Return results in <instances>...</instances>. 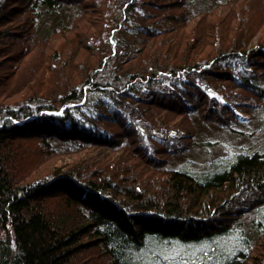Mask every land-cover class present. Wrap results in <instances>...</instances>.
<instances>
[{
    "label": "trees",
    "instance_id": "trees-1",
    "mask_svg": "<svg viewBox=\"0 0 264 264\" xmlns=\"http://www.w3.org/2000/svg\"><path fill=\"white\" fill-rule=\"evenodd\" d=\"M2 90L0 264H264V0H0Z\"/></svg>",
    "mask_w": 264,
    "mask_h": 264
},
{
    "label": "rangeland",
    "instance_id": "rangeland-1",
    "mask_svg": "<svg viewBox=\"0 0 264 264\" xmlns=\"http://www.w3.org/2000/svg\"><path fill=\"white\" fill-rule=\"evenodd\" d=\"M48 48V46L46 47ZM26 59V58H25ZM17 75V73H16ZM8 94V92L6 91H1V94H0V99H2L3 101H8V100H12V99H17L19 98L23 93H18L16 95H13V96H10V97H5L6 95ZM203 134H206L207 136L209 137H212V138H217V139H220L223 137V133L221 132H218V131H214L212 129H207L205 130V132L203 131ZM72 157H68V156H57V157H54L48 164L46 167H50V165H52L54 163V165H59V164H64L65 162H68L69 160H71Z\"/></svg>",
    "mask_w": 264,
    "mask_h": 264
},
{
    "label": "snow or ice",
    "instance_id": "snow-or-ice-1",
    "mask_svg": "<svg viewBox=\"0 0 264 264\" xmlns=\"http://www.w3.org/2000/svg\"><path fill=\"white\" fill-rule=\"evenodd\" d=\"M213 95H215V93H213Z\"/></svg>",
    "mask_w": 264,
    "mask_h": 264
}]
</instances>
